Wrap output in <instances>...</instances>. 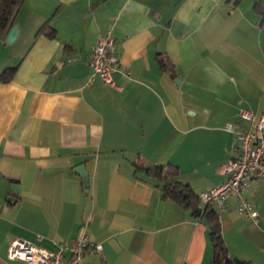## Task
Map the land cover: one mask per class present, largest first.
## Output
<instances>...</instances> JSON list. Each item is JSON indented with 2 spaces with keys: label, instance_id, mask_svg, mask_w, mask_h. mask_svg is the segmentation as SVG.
<instances>
[{
  "label": "crops",
  "instance_id": "crops-1",
  "mask_svg": "<svg viewBox=\"0 0 264 264\" xmlns=\"http://www.w3.org/2000/svg\"><path fill=\"white\" fill-rule=\"evenodd\" d=\"M15 23L0 40V74L16 67L0 81V264H28L7 257L14 240L53 251L83 228L102 246L83 264H210L205 219L133 162L173 164L196 195L224 180L225 126L264 115V0H24ZM105 32L129 70L116 87L90 79ZM243 197L257 217L229 199L222 239L230 259L264 264V179Z\"/></svg>",
  "mask_w": 264,
  "mask_h": 264
},
{
  "label": "built area",
  "instance_id": "built-area-1",
  "mask_svg": "<svg viewBox=\"0 0 264 264\" xmlns=\"http://www.w3.org/2000/svg\"><path fill=\"white\" fill-rule=\"evenodd\" d=\"M90 79L98 78L102 84L116 87L115 73L127 76L129 70L119 62L115 50V40L109 32L98 37L89 58ZM242 121L248 126L234 127L227 124L225 130L235 136L237 142L236 156L221 166L224 180L198 195L201 208H213L218 213L226 209L229 199L237 203V212L245 220L257 217L254 204L243 197L252 179H264V115L242 110L239 113ZM91 219V218H90ZM90 221V220H89ZM101 252L102 246L91 241L87 233L80 229L77 236L68 243H59L53 251L40 246L14 240L7 250L10 260H22L28 264H83L86 254Z\"/></svg>",
  "mask_w": 264,
  "mask_h": 264
},
{
  "label": "trees",
  "instance_id": "trees-1",
  "mask_svg": "<svg viewBox=\"0 0 264 264\" xmlns=\"http://www.w3.org/2000/svg\"><path fill=\"white\" fill-rule=\"evenodd\" d=\"M24 0H0V40L4 39L9 33L11 27L15 24L16 16L22 7ZM47 24V23H46ZM45 29L42 26L37 35ZM158 64L164 72L171 73L168 62L163 59H158ZM16 71V67H8L0 74L1 82H9ZM134 170L142 171L146 175L164 181L161 187L162 196L166 199H172L180 206L190 209L193 215L200 220H204L208 224L209 241L212 247L213 256L210 264H252L249 261H241L237 259H230L228 256V249L224 240L222 239L220 230V218L214 209H202L199 206V197L185 184L178 180V168L173 164L158 165L153 167H145L139 161L133 162Z\"/></svg>",
  "mask_w": 264,
  "mask_h": 264
},
{
  "label": "water",
  "instance_id": "water-1",
  "mask_svg": "<svg viewBox=\"0 0 264 264\" xmlns=\"http://www.w3.org/2000/svg\"><path fill=\"white\" fill-rule=\"evenodd\" d=\"M17 33H18V25L15 23L11 27V29H10L7 37H6V42L7 43H12L15 40V38L17 36ZM74 170L82 178V182L85 185V187H88V176H87V173L84 170V166L83 165H79ZM204 224H206L205 220H204Z\"/></svg>",
  "mask_w": 264,
  "mask_h": 264
}]
</instances>
